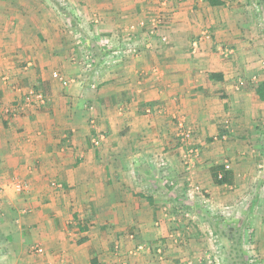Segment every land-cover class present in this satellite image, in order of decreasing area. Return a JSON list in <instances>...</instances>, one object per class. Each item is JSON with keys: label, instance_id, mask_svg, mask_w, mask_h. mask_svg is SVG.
<instances>
[{"label": "crops", "instance_id": "0c3cea01", "mask_svg": "<svg viewBox=\"0 0 264 264\" xmlns=\"http://www.w3.org/2000/svg\"><path fill=\"white\" fill-rule=\"evenodd\" d=\"M44 1L0 0V264H197L193 184L246 208L263 257L264 0H58L71 34ZM80 22L124 51L94 84Z\"/></svg>", "mask_w": 264, "mask_h": 264}, {"label": "rangeland", "instance_id": "374dc122", "mask_svg": "<svg viewBox=\"0 0 264 264\" xmlns=\"http://www.w3.org/2000/svg\"><path fill=\"white\" fill-rule=\"evenodd\" d=\"M34 1H37V3L32 10L38 9L37 7H39L40 0ZM45 1L48 4V11L50 14H54L56 17H62V30H65L66 32H68L67 30L70 31L71 24L68 22V19L71 21V18H75V15L72 13V8L68 10L67 7L61 6L58 0ZM261 15L262 14L260 13V16ZM64 16L65 18L63 19ZM81 24L83 27L80 28V34L72 33L73 38L74 35L77 36L76 39L74 38V41L79 39V42L75 43V46L77 47V57H74V59H77V62L81 65V77H78L77 79H85L87 83L94 84L93 79L95 78L94 73L96 70L98 68L111 67L113 63L123 57L124 51L118 47L117 43L109 45L106 44L104 40H96V37L87 33V22H80V26ZM82 36L87 37V40L84 37L85 42H83ZM100 42H102V44ZM126 49L129 50L130 48L128 47ZM100 53L102 55L99 57L97 54ZM87 60H90L91 62V67L89 69L86 68ZM96 60H99L98 62L101 63H96ZM73 80H75V78H73ZM180 121L181 120H179V122ZM179 122L177 123L178 131L181 130L179 129ZM182 135L188 137V135L183 132ZM205 194L206 193L197 185L193 184L188 188L189 202L192 199L193 203L196 204L192 209H189V206L187 207L188 203L184 200L180 203L172 200L173 206L177 205L180 209V213L175 216L177 218H175V220L179 224L177 227L183 226V224H186L187 222V224L193 223L198 230L193 231L194 237H197L198 235L195 240L200 244L199 246H201L199 259L196 260L197 264H264V256H260L259 248L255 246L256 243L252 241L250 237L251 233L248 225L250 219L248 221V213L247 210H245L246 208L243 209L240 208V206H237L236 208V206L234 207L231 204H224L223 207L217 206L208 200L207 203H200L199 198L205 197ZM254 202L255 205L260 204L259 199L254 200ZM204 207L206 211L203 210ZM234 209H236L237 213ZM256 218L258 223L260 222L261 225H264V214H261L260 212V214H257ZM181 232V235H176V238L178 237L183 240L191 238L190 232H185L184 230ZM182 245L184 244H181V246ZM180 249H182V247H180Z\"/></svg>", "mask_w": 264, "mask_h": 264}, {"label": "built area", "instance_id": "2783aa9c", "mask_svg": "<svg viewBox=\"0 0 264 264\" xmlns=\"http://www.w3.org/2000/svg\"><path fill=\"white\" fill-rule=\"evenodd\" d=\"M197 42L198 41L193 42V48L196 46V43ZM128 47H130V46H128ZM90 67H91V62H90V60H87V62H86V68L89 69ZM53 76L54 77H58L60 79L62 78L60 76L59 72H57V71H54L53 72ZM63 81H64V83L66 82L65 80H63ZM239 85L243 86L244 85V82L242 80L239 81ZM26 99H27L28 102H35L37 104H43L45 102L44 94L41 91H39L37 89H34V88H30L27 91V93H26ZM179 127H181V128L184 127V124L182 123V121L179 122ZM190 133L191 132L189 131V134ZM189 134H186V135H189ZM225 167H228V166H225ZM13 187H14L15 190L19 191V190H21V189L24 188V185L21 182H17V183L14 184ZM43 251H44L43 248L40 247V246H38V247L35 248V252L37 254H42Z\"/></svg>", "mask_w": 264, "mask_h": 264}, {"label": "trees", "instance_id": "16d2710c", "mask_svg": "<svg viewBox=\"0 0 264 264\" xmlns=\"http://www.w3.org/2000/svg\"><path fill=\"white\" fill-rule=\"evenodd\" d=\"M210 4L215 5V4H220L222 3L221 0H208ZM213 76V74H212ZM255 92L259 96V98L263 99L264 98V81L260 82L256 87H255Z\"/></svg>", "mask_w": 264, "mask_h": 264}]
</instances>
